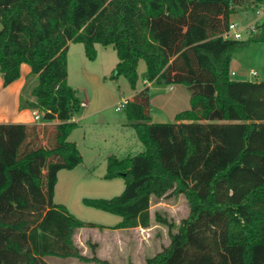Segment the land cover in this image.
<instances>
[{
	"label": "trees",
	"instance_id": "obj_1",
	"mask_svg": "<svg viewBox=\"0 0 264 264\" xmlns=\"http://www.w3.org/2000/svg\"><path fill=\"white\" fill-rule=\"evenodd\" d=\"M264 0H0V75L4 86L30 67L28 97L20 107L54 123L53 142L41 144L36 124H0V264H47L46 257L116 264L74 243L83 222L53 203L57 173L82 162L68 140L82 110L67 83V49L112 46L110 78L136 87L137 66L155 85H182L189 109L174 123H151L149 91L124 103L139 150L106 158L104 179L121 178L112 198L82 204L121 220L113 229H147L152 199L182 196L188 207L169 244L144 264H264V81H232L239 50L264 43V16L244 40L223 37L230 16L255 12ZM122 264H132L130 261Z\"/></svg>",
	"mask_w": 264,
	"mask_h": 264
},
{
	"label": "rangeland",
	"instance_id": "obj_2",
	"mask_svg": "<svg viewBox=\"0 0 264 264\" xmlns=\"http://www.w3.org/2000/svg\"><path fill=\"white\" fill-rule=\"evenodd\" d=\"M234 16V15H233ZM256 18L253 12L235 14L234 21L238 28H247L252 20ZM246 31V30H244ZM242 32V37L246 32ZM249 31V30H247ZM248 34L250 33L247 32ZM98 57L94 62L88 60L83 51L82 44L70 43L69 63H68V85L76 89L77 96L84 95L92 97L93 90L82 78V69L95 70L102 73L104 80L102 86L111 90L112 93L121 94L127 98L132 94V89L124 76L117 79L110 78L113 67L117 62L115 50L112 46H97ZM143 73H145L144 61L140 60L137 66L136 87H142ZM32 79L27 80V87L24 97H28L29 87ZM181 92H175L176 97L169 99L168 89L164 93L158 92L149 97L148 111L156 123H174L172 113L189 108V92L184 86H180ZM89 98V99H90ZM171 101V102H170ZM123 106L118 112L113 108H108L87 121L92 125L90 128H79L74 130L69 139L75 142L82 156V162L72 170H60L57 173V182L54 188L53 203L63 205L75 218L83 221L105 226L106 230H113V226L121 218L97 209L86 207L82 204L83 198H103L109 199L119 195L124 189V181L121 178L107 180L103 178L106 165L103 158L114 151L116 144H121L124 136L121 135L120 126L122 120L128 125L124 117ZM44 123L42 120L36 124L38 138L43 145L53 142L54 123ZM44 123V124H43ZM82 125V123H81ZM128 132V131H127ZM125 130V134L127 133ZM104 135V136H103ZM116 154V152H112ZM150 226L147 229L135 228L132 231H119L117 235H112L104 231L105 229L84 228L77 232L75 240L81 241L84 245L82 254L91 256L92 251L87 245V241H97L104 251L101 256L111 262L122 264L131 262L132 264H144L145 259L152 257L169 244V227L158 223L154 219L155 213L172 224L171 232H175L179 222L188 214V207L182 196L171 199H152L150 203ZM114 240L121 241V251L115 250ZM98 257V255L96 254ZM48 264H95L84 263L73 258H45Z\"/></svg>",
	"mask_w": 264,
	"mask_h": 264
},
{
	"label": "crops",
	"instance_id": "obj_3",
	"mask_svg": "<svg viewBox=\"0 0 264 264\" xmlns=\"http://www.w3.org/2000/svg\"><path fill=\"white\" fill-rule=\"evenodd\" d=\"M253 13L256 15V18H254V20H252L251 24H249L248 26H254L257 23L261 22L264 16V5L260 6L258 10H256ZM245 14L247 15V13ZM234 16L233 15L230 16V19H229L230 22L234 21ZM244 32L246 33L243 35L242 40L246 39L250 34V33L249 34L247 33L249 32L247 30ZM98 45L99 44H95L96 58L91 62H94L98 57V49H97ZM69 47H70V44L68 45V49H67V69H68V63H69V57H68ZM29 72H30V67L25 63L21 64L19 68L18 79H16L15 81H13L7 86L3 85L2 78L0 75V124H26V125L39 124V122L33 121L32 114L34 111H37L41 115V112H39L38 110H34V109L20 107V98L24 96V92L27 87L26 84H27ZM81 72H82L81 75H82L83 80L90 85V88H92L93 93H92L91 98L86 95H84L82 98L77 96L81 102L82 110L80 113L74 115L73 118L71 119V121L76 124V127L74 130H77L81 127L83 128L85 127L87 129L90 128L92 124L88 123L86 125L87 121L91 120L96 115L103 113L108 108H113L115 112H118L119 110H116V107H120L124 105L126 101L131 100L133 98L135 92H138L144 88H148L149 97L153 94H157L158 92L163 91L162 93H164L165 89H168V94H164V95L166 96L168 95L169 99H174L176 97L175 92L182 91L180 88V86L182 85H176V84L175 85H155L153 83L146 82V80L144 79L145 73H143L142 87L141 88L135 87V89L132 90V94L128 96L127 98H124L121 96V94L118 96L117 94L112 93L111 90L102 86L101 82H103V80L105 79L102 73L96 72L95 70H87V69H82ZM229 72L232 73V75L230 74V79L232 81H256V82L264 81V43H252L248 47L234 53L229 63ZM253 73H255V75H253ZM67 83H68V72H67ZM73 89L76 92V89L75 88ZM76 95H77V92H76ZM188 104H189V97H188ZM179 112L181 111H174L172 113L171 117L173 118V121H174V116ZM124 117L126 118L125 115ZM150 122L156 123V122H153V119L151 116H150ZM55 123H57V121ZM120 126H124L120 129V132L122 133L121 135L124 136L123 141L120 145L116 144V147H115L116 149L114 151H110V154L106 155L103 158L105 165H106V158L110 155L119 157L130 150H139V145L135 140L132 129L127 124H125V122H123L122 120L120 121ZM125 130L126 132L128 131L126 134L124 133ZM73 131L70 133L69 137L72 135ZM69 137H68V140L71 141ZM75 145L78 149V146L76 143ZM112 152H116V154ZM83 229L84 228L78 229L75 235L77 234V232L82 231ZM132 230H135V228L128 229V230H125V229L106 230L105 229L104 231L111 233L112 235H117L119 231H132ZM75 235H74V243L78 246V248L80 249L82 253L84 250V245L81 243V241H78L77 243V241L75 240ZM92 243L97 244V247L95 249V254L98 255V258L102 260H107L101 256V253H103L104 251L103 247H101V244H99V242L97 241H94ZM114 246H115V250L121 251V247H122L121 241L119 242V240H114ZM43 260L46 262L45 258Z\"/></svg>",
	"mask_w": 264,
	"mask_h": 264
},
{
	"label": "built area",
	"instance_id": "obj_4",
	"mask_svg": "<svg viewBox=\"0 0 264 264\" xmlns=\"http://www.w3.org/2000/svg\"><path fill=\"white\" fill-rule=\"evenodd\" d=\"M244 30H249L250 32H252L254 30V26H248L247 28H243L242 30L241 28H238L235 22H230L223 36L226 39L242 40V32ZM230 74L232 75V73L229 72V76ZM253 75H255V73H253ZM116 110H120V107H116ZM32 117L34 122H39L41 120V115L37 111L33 112Z\"/></svg>",
	"mask_w": 264,
	"mask_h": 264
},
{
	"label": "water",
	"instance_id": "obj_5",
	"mask_svg": "<svg viewBox=\"0 0 264 264\" xmlns=\"http://www.w3.org/2000/svg\"><path fill=\"white\" fill-rule=\"evenodd\" d=\"M2 29H3V27H2V25L0 24V31H2Z\"/></svg>",
	"mask_w": 264,
	"mask_h": 264
}]
</instances>
